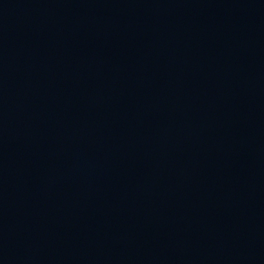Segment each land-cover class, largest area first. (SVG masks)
<instances>
[{
    "label": "water",
    "instance_id": "obj_1",
    "mask_svg": "<svg viewBox=\"0 0 264 264\" xmlns=\"http://www.w3.org/2000/svg\"><path fill=\"white\" fill-rule=\"evenodd\" d=\"M0 264H264V0H0Z\"/></svg>",
    "mask_w": 264,
    "mask_h": 264
}]
</instances>
